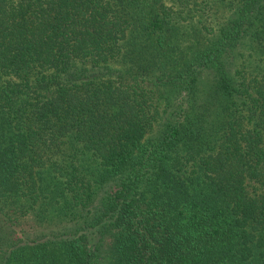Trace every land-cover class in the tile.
Here are the masks:
<instances>
[{
    "label": "trees",
    "instance_id": "16d2710c",
    "mask_svg": "<svg viewBox=\"0 0 264 264\" xmlns=\"http://www.w3.org/2000/svg\"><path fill=\"white\" fill-rule=\"evenodd\" d=\"M0 264H264V0H0Z\"/></svg>",
    "mask_w": 264,
    "mask_h": 264
}]
</instances>
